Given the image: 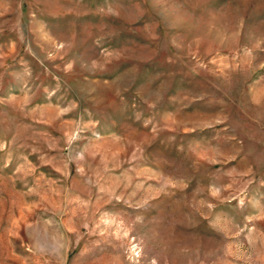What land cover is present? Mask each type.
Masks as SVG:
<instances>
[{
	"label": "rangeland",
	"instance_id": "1",
	"mask_svg": "<svg viewBox=\"0 0 264 264\" xmlns=\"http://www.w3.org/2000/svg\"><path fill=\"white\" fill-rule=\"evenodd\" d=\"M0 264H264V0H0Z\"/></svg>",
	"mask_w": 264,
	"mask_h": 264
}]
</instances>
